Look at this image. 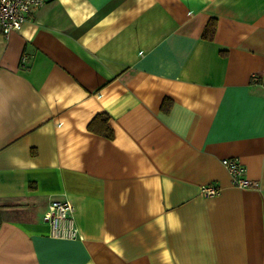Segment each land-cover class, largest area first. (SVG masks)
<instances>
[{"label": "crops", "instance_id": "crops-1", "mask_svg": "<svg viewBox=\"0 0 264 264\" xmlns=\"http://www.w3.org/2000/svg\"><path fill=\"white\" fill-rule=\"evenodd\" d=\"M55 198L81 237L50 235ZM0 264H264V0H46L0 30Z\"/></svg>", "mask_w": 264, "mask_h": 264}, {"label": "built area", "instance_id": "built-area-1", "mask_svg": "<svg viewBox=\"0 0 264 264\" xmlns=\"http://www.w3.org/2000/svg\"><path fill=\"white\" fill-rule=\"evenodd\" d=\"M46 0H0V30L4 35L19 29L28 14L41 7ZM222 164L227 168L231 183L237 187H248L255 183L245 175V166L236 158H224ZM219 189L211 185H201L202 196H212ZM72 204L64 198L49 202L47 222L50 235L58 238L76 239L81 237L73 216Z\"/></svg>", "mask_w": 264, "mask_h": 264}, {"label": "trees", "instance_id": "trees-1", "mask_svg": "<svg viewBox=\"0 0 264 264\" xmlns=\"http://www.w3.org/2000/svg\"><path fill=\"white\" fill-rule=\"evenodd\" d=\"M216 31V18H210L207 23L204 26L203 32H202V38L212 40L214 37ZM168 102L167 99H164L161 108L163 110L168 109ZM109 115L106 112H100L97 113L88 123L87 130L102 135L108 139L113 138L114 131L112 127L109 124Z\"/></svg>", "mask_w": 264, "mask_h": 264}]
</instances>
